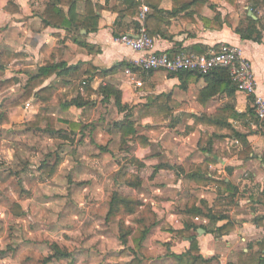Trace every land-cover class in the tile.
<instances>
[{"label":"crops","instance_id":"obj_1","mask_svg":"<svg viewBox=\"0 0 264 264\" xmlns=\"http://www.w3.org/2000/svg\"><path fill=\"white\" fill-rule=\"evenodd\" d=\"M87 1L98 17L95 31L87 14ZM49 3L50 0H33V3L30 0H0V63L10 53L22 56L12 62L3 79L22 80L18 69L24 68L23 63L32 59L37 65L25 66L27 73H30H25L26 79L38 75L45 58L42 53L44 46L50 50H60L62 60L67 68H71L44 84V87L55 88L62 98L59 104L49 107L50 117H56L52 113L56 108L62 112V116L53 122L54 132L46 129L47 123L40 130L33 129V132L57 133L66 140L69 129L70 133L81 135L79 141H84L85 134L90 136L96 126L103 124L109 126L104 127L107 134L118 136L122 145V135L116 124L129 117L137 135L127 140L120 160L108 145L110 140H106L105 145L101 143L99 149L96 147L93 150V154L80 149L78 162L74 164L70 157L65 158L68 154L63 151L56 155L55 161L41 166H53L60 158L63 160L61 168L71 169L77 164L78 174H89L90 179L104 173L109 174L105 178L118 175L123 165L128 167L131 174L140 176L142 184L138 189L127 188L133 191L129 195H136L142 202V207L125 223L126 228L133 232L128 242L135 243L133 247L127 243V247L136 252V248L147 246V240L154 241V230H157L165 250H170L169 260L175 264L170 255L186 253L190 241L169 230H184L191 219L196 227L204 226L208 231L227 224L233 227L232 231L222 236L204 229L192 231L197 235L201 255L206 259L214 258L213 264H239L241 256L250 258L258 253L260 248L256 244L264 239V203L257 199L258 194L264 191V125L252 115V98L238 91L228 94V88L217 85L219 83L212 78L190 77L183 83L178 76L164 71L142 73L131 64L138 54L119 43L118 39L123 35L137 34L143 24L140 12L147 7L146 27L155 40L157 52L202 55L223 44L237 46L243 58L252 63L257 94L264 98V0H78L72 10L63 8L65 16L72 21V31L44 29L42 15ZM86 21L92 27L86 29L83 25ZM258 33L261 35L259 42L254 40ZM243 35L252 36V39H244ZM32 67L33 73L28 70ZM128 68L138 73L143 82L141 88L129 82L125 75ZM105 71L109 73L103 75ZM77 82L78 85L73 88ZM183 84H187L186 88H183ZM107 85L121 92L125 111H120L113 97L104 99L100 89ZM13 87H22V84ZM75 99L86 105L73 106L64 111L62 106ZM33 100L37 106H43L37 99ZM14 103L15 100H4L0 108ZM14 110L16 108L9 110L10 120ZM72 114L77 115L72 117ZM109 114H113L111 125L105 121ZM35 117L36 114L33 121ZM60 119L63 123L79 124L81 127L71 129L68 124L57 129ZM228 126L248 136L252 150L249 159L239 157L237 151L244 148L239 140L228 136ZM100 137L104 142L106 138L103 135ZM133 160L135 164L130 163ZM208 160L214 161L210 165L212 181L206 184L190 181L186 184L187 176L195 173ZM86 180L83 178L80 181ZM221 180L231 184L237 194L233 195L226 187L218 185ZM105 182L94 180L97 191L103 194L99 204L106 213L111 193H103ZM112 182L114 189L111 192L121 188L117 176ZM175 190L174 194L190 193L184 212L177 210L176 201L162 199L154 202L150 199L152 193L168 195V192ZM203 191L207 192L203 194ZM252 198L257 202H252ZM191 204L205 213H209V210L219 212L218 216L223 219L214 225L206 217L192 218L187 213ZM151 212L155 218L153 222L148 219ZM103 217L105 221L106 216ZM113 222L120 230L119 222L111 221L110 224ZM138 229L140 237L135 238ZM119 242L126 249L120 238ZM6 258L4 255L0 261Z\"/></svg>","mask_w":264,"mask_h":264},{"label":"rangeland","instance_id":"obj_2","mask_svg":"<svg viewBox=\"0 0 264 264\" xmlns=\"http://www.w3.org/2000/svg\"><path fill=\"white\" fill-rule=\"evenodd\" d=\"M30 1L33 3V0ZM38 3L41 5L40 1ZM23 64L37 65L33 63V59ZM25 66L18 69L22 87L0 90V106L4 100H15V103H19L23 98V85L27 81L26 75L30 74L27 73ZM28 70L32 72L33 67ZM77 85L78 82L73 88ZM33 101L30 99L13 107L16 110L12 111L10 123L0 130V258L7 256L5 260L1 259L0 264H130L134 260H138L139 264H173L168 258L170 250H165L158 238L160 233L157 230H154V241L147 240V246L136 248V252L129 249L127 244L126 249L121 247L119 242L121 232L116 223L104 221L103 216L107 215L111 194L115 192H111V189H114L112 181L116 180L117 174H112V177L108 178H105L109 175L107 173L98 174L95 175V179H90L89 174L80 176L78 165L75 164L71 169L62 167L58 175L48 179L44 172L39 170L42 164L55 161L56 155L62 154L63 151L68 154L65 158L70 157L71 163L74 164L78 162L77 155L80 149H86L89 154H93V150L95 151L96 147L99 149L101 143L105 145L106 140H110L108 145L114 151L115 157L120 160L126 145L120 144L118 136H109L104 128L109 126L103 124L96 126L90 136L85 134L84 141L83 139L79 141L81 135H74L69 129L66 140L57 133L53 135L33 132L27 124L33 122V115L36 114L37 117L41 110ZM28 103L33 109L25 108ZM52 113L56 115L52 117L55 123L59 116H62V112L56 108ZM76 115L72 114V117ZM86 116L83 115L87 120L90 119ZM112 119L113 114L105 117V121H109L110 125L114 121ZM65 124L60 119L56 128H64L68 125ZM53 125L52 123V127ZM102 135L106 138L104 142L100 137ZM119 163L121 165V162ZM125 167L123 165L121 170ZM83 178L88 180L80 181ZM94 180H98V183L106 181L103 193L108 195L111 193L108 196L106 213L99 204L103 194L97 191ZM117 191L123 195L136 197L134 194L129 195L133 191L123 184ZM174 192L176 190L168 192L169 196L152 193L150 199L154 202L162 199L176 201L177 210L180 213L184 212L190 193L184 192L183 195L179 191L178 194ZM205 192L207 191H203V194ZM15 206L22 211L20 215L15 212ZM149 218L153 222L155 219L153 212L149 214ZM128 219L129 217L126 221ZM139 230L135 231V238L140 237ZM127 243L135 246L133 241ZM57 247L60 252L68 254V257L59 256L55 251Z\"/></svg>","mask_w":264,"mask_h":264},{"label":"trees","instance_id":"obj_3","mask_svg":"<svg viewBox=\"0 0 264 264\" xmlns=\"http://www.w3.org/2000/svg\"><path fill=\"white\" fill-rule=\"evenodd\" d=\"M78 0H50V3L47 5V8L45 9V12L42 15V22L44 29L47 28H55L60 30H67L72 31V21L68 19L63 11L64 7H69L71 10L75 8L76 2ZM87 3V14L90 17V20L92 22L93 30L95 31L97 29V26L95 25L96 21L98 20V17L96 16L94 10L92 9L93 6L89 1ZM71 16V11H70ZM86 21L85 28H90L92 26H89L88 22ZM148 19H145V26H148L147 24ZM87 25V26H86ZM147 28V27H146ZM241 30H239L240 32ZM148 35L151 37L148 29H147ZM244 39H252V36H244ZM255 41L259 42L261 41V35L258 33L257 37L254 38ZM42 53L44 54V62L43 66L39 69V73L36 76L29 77L24 84V96L21 99L19 103H14L11 106H3L0 111V130L2 127L8 125L10 123V115L9 110L10 108L17 107L19 104H23L28 102L30 99H37L42 103L41 110L39 114L37 115L35 121L30 122L27 124L29 129H38L40 130L42 128V125L44 123H47V128L50 129L51 132L53 131L52 127V117L48 116L49 107L52 105L59 104L61 102V98L59 95H57V92L55 88L52 86L44 87V84L46 81L51 79L53 76H61L64 73H67L71 68H67L66 63L61 58V51L60 50H50L49 47L44 46L42 48ZM22 56L20 54H14L10 53L7 54L2 62L0 63V90L5 91L7 89H10L11 87L15 86L16 84L21 83V80L18 78H10V79H3L5 71L8 69V67L12 64L13 61L16 59H21ZM109 72H104V74H107ZM173 76H178L183 83H186L185 80L190 77H198V78H206L209 79L212 78L213 80L217 81L216 83H219L217 85H221L223 87H226L228 94H233L235 91H237L236 85L232 82L230 78L229 71L227 69H216L212 71L210 74L202 76L195 72H181L178 74H172ZM187 84H183V88H186ZM102 95H104V99H109L113 97L116 101L117 106L120 108V111L123 112L126 110V106H123L122 100H121V92L115 88L112 85H107L106 87H102L100 89ZM79 99V98H78ZM72 100L62 106L64 111H68L71 107H83L86 104L82 103L81 100ZM252 115L256 117L255 109L252 110ZM257 119V118H256ZM259 121V120H258ZM264 125V122H261ZM69 127L71 129H78L79 124L69 123ZM116 127L121 132V140L123 144L127 143V140L134 139L137 135V132L134 128V124L130 121V118L127 117L123 122L117 123ZM264 127V126H263ZM43 130V129H42ZM47 131V130H46ZM229 137L235 138L240 141L242 144L244 150L237 151L240 158L249 159V155L252 153L251 148L249 147L248 143V136L241 134L228 126V130L226 131ZM63 160L60 158L54 163L53 166H41L39 170L44 172V174L47 176L48 179H53L59 172L61 166H62ZM131 164H135L136 161H130ZM214 161L208 160L204 165L200 166L195 173H192L187 176L186 184H188L190 181H197L200 184H206V182L212 181V170L210 165L213 164ZM140 165V164H139ZM141 166V165H140ZM211 177H210V176ZM117 182H119L121 185H126L129 188L132 189H138L142 184V179L140 176L131 174L127 167L120 170L117 175ZM218 185L226 187L231 194L236 195L237 190L231 186V184H228L225 182V180H221L218 182ZM258 201L264 203V191L258 194ZM252 202H257L256 199L252 198ZM219 206H222L219 204ZM142 207V202L135 196H127L119 193L118 191L113 192L112 196L110 197L109 201V209L106 215L107 221H118L120 225V241L123 244H127L129 240V236L132 235V230L125 228L126 226H123V224L126 222V219L132 215H135L138 213V211ZM218 207V205H217ZM15 212L20 215L22 211H20L18 206H15ZM13 210V211H14ZM187 213L190 217H206L210 220L211 223L214 225L217 223L219 219H223L222 217L218 216V213H214L212 210H209V213H205L203 210L198 209L191 204L187 210ZM204 229L208 231V229L204 226L202 227H196L193 221L190 219L185 224L184 230H172L170 229L169 232L172 234L182 237L184 239H188L190 241V248L189 250L182 254V255H175L172 254L170 257L173 259L175 264H213L214 258L206 259L201 255L199 242L197 240V235L192 234V231ZM233 227L231 224H227L223 227L217 228L216 230L208 231L209 233H213L216 236H222L226 233H229L232 231ZM194 231V232H195ZM136 240V239H135ZM260 251L256 253L255 255L251 256L250 258H247L245 256H241L239 259V264H264V239L262 242L256 244ZM58 248V247H57ZM57 253H59V256L61 257H68V254L64 252H60V249H55ZM3 254V252H2ZM1 254V255H2ZM58 255V254H57ZM245 257V259H244ZM120 264V263H119ZM130 264H139L138 260H134Z\"/></svg>","mask_w":264,"mask_h":264},{"label":"built area","instance_id":"obj_4","mask_svg":"<svg viewBox=\"0 0 264 264\" xmlns=\"http://www.w3.org/2000/svg\"><path fill=\"white\" fill-rule=\"evenodd\" d=\"M149 8L143 7L140 12V20L143 22L135 36L123 35L118 39L122 45L130 48L138 54L136 60L131 64L142 73L164 71L170 74L181 72H195L205 76L216 69H227L237 91L252 98L256 118L264 122V98L257 94V80L252 63L243 58L239 47L223 44L219 48L208 50L202 55L180 52L175 55L159 53L155 47V40L148 35L144 25ZM130 83L137 88L143 86L138 73L128 68L125 71ZM25 108L33 109L28 103Z\"/></svg>","mask_w":264,"mask_h":264}]
</instances>
